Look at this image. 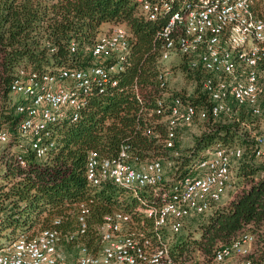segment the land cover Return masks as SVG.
Masks as SVG:
<instances>
[{
	"label": "built area",
	"instance_id": "2783aa9c",
	"mask_svg": "<svg viewBox=\"0 0 264 264\" xmlns=\"http://www.w3.org/2000/svg\"><path fill=\"white\" fill-rule=\"evenodd\" d=\"M137 14L148 21L164 16L165 26L156 38L162 42L157 58V92L145 90V102L136 83L131 93L139 113L147 112L154 121L145 126H164L165 135L144 129L169 152V158L147 162L132 156L122 146L115 157L88 153L85 177L92 186L111 184L125 188L136 204L139 220L125 212L106 215L96 229V248L78 242L87 231L88 210L79 206L77 229L62 232L54 227L34 235H18L0 249V264H66L59 251L65 244L75 246L76 264H175L170 241L185 225L219 209L231 187L233 171L242 156L238 146L216 143L206 147L191 173L175 181L171 192H158L165 181L161 160L181 156L177 149L179 131L200 123H240V113L252 118L258 132L249 136L253 156L264 177V116L260 98L264 91V20L254 12L258 0H132ZM131 35L124 25H114L101 34L83 53L90 64L85 68L61 70L54 74L26 68L16 71L9 85L7 106L21 120L16 127L14 153L20 167L23 154L36 161L48 160L54 145L51 127L76 123L93 91L115 87V76L125 69L130 54ZM77 45H70L75 53ZM184 63L192 77V90L185 95L169 87L174 69ZM150 94V95H149ZM150 105V106H149ZM8 130L0 128V151L10 141ZM170 158L172 160H170ZM157 191V192H156ZM149 192H156L150 200ZM2 219L0 217V228ZM254 237L241 233L228 245L216 248L204 264H229L242 257V264H264L250 257Z\"/></svg>",
	"mask_w": 264,
	"mask_h": 264
},
{
	"label": "trees",
	"instance_id": "16d2710c",
	"mask_svg": "<svg viewBox=\"0 0 264 264\" xmlns=\"http://www.w3.org/2000/svg\"><path fill=\"white\" fill-rule=\"evenodd\" d=\"M254 12L264 20V0L257 1ZM165 24L164 16L148 21L138 15L132 0H0V128L11 135L0 152V232L34 235L53 228L56 219L60 220L56 229L74 232L79 206L84 205L89 213L87 231L78 242L95 249L96 229L106 215L119 211L139 220L137 204L127 190L111 184L90 185L85 164L91 151L115 157L122 146H129L139 161L169 158L162 143L144 134V129H150L163 138L164 126L143 124L155 117L145 111L139 113L130 91L136 83L145 102H151L146 89L157 92V58L162 42L156 35ZM103 25H124L131 35L130 54L125 69L115 76L116 86L101 93L93 91L76 123H58L50 128L54 145L48 160L36 161L27 152L22 155L26 165L20 167L15 155L6 156L8 148L17 144L16 127L21 120L7 106L9 85L16 71L26 68L54 74L85 68L90 60L83 48L103 34ZM73 42L77 49L70 53ZM171 66L188 82L197 79L184 63ZM260 108L264 116V91ZM244 120L250 125L254 122L240 113V122ZM216 143L242 150L235 166L241 187L231 200L205 217L197 237L187 236L172 245L170 253L175 264H185L195 256L210 260L216 248L228 245L243 232L264 234V177H260L262 168L254 160L248 131L240 123H206L184 155L170 158L172 170L158 192H171L175 181L191 173L202 151ZM156 192H149L147 197L154 199ZM12 240L6 242L0 237V249ZM78 242L66 246L75 250Z\"/></svg>",
	"mask_w": 264,
	"mask_h": 264
},
{
	"label": "rangeland",
	"instance_id": "374dc122",
	"mask_svg": "<svg viewBox=\"0 0 264 264\" xmlns=\"http://www.w3.org/2000/svg\"><path fill=\"white\" fill-rule=\"evenodd\" d=\"M111 26H107L104 28L103 33H106L110 31ZM169 87L171 90L175 91V93L180 95H185L186 91L189 93L192 90V85H190V82H188L183 74L177 69L173 71V74L170 75L169 78ZM186 93V94H187ZM205 123H200L197 125H193L191 127H187L179 131L178 139H177V147L179 152L184 155V153L193 145L194 140L196 137L200 135L201 132H203V127ZM248 131V135L251 136L252 134L258 132V126L257 125H248L245 127ZM15 149L14 147L10 146L6 152V156L9 154L14 153ZM1 152V151H0ZM157 159V158H156ZM152 159V160H156ZM5 161V159H4ZM149 160H144L142 162H147ZM0 164L1 168H3V162ZM161 163L163 165L164 173H165V180L167 178V174L170 173L172 170V166L168 165L167 160H161ZM1 170V169H0ZM241 187V183L237 181L236 174H235V168L233 171V180L231 187L228 188V190L225 193V196L223 197V200L221 201L222 205H225L231 198L239 191ZM207 217V216H206ZM205 217H201L197 220H192L188 222L185 227L179 232V234L172 237L170 241V245H173L177 243L180 239L187 237V236H193L197 237V232L199 229L200 224L205 220ZM18 235V232L15 234H9V231H2L0 232V237L3 239V241H8L16 238ZM256 235V236H255ZM254 242L252 246L250 247V257L255 261L259 262V260L264 257V234L263 235H257L255 234ZM6 241V242H7ZM59 251L64 256V259L66 261V264H76V250L69 248L66 246V244H61L59 247ZM242 257H234L229 262V264H242ZM205 257L203 256H195L192 260L185 264H204L208 262Z\"/></svg>",
	"mask_w": 264,
	"mask_h": 264
},
{
	"label": "crops",
	"instance_id": "0c3cea01",
	"mask_svg": "<svg viewBox=\"0 0 264 264\" xmlns=\"http://www.w3.org/2000/svg\"><path fill=\"white\" fill-rule=\"evenodd\" d=\"M107 26H109V25H103V26L101 27V29L104 30V28H106Z\"/></svg>",
	"mask_w": 264,
	"mask_h": 264
}]
</instances>
